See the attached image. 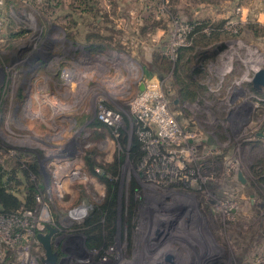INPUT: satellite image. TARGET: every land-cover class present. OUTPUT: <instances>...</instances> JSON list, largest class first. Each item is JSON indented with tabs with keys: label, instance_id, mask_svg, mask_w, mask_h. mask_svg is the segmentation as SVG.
<instances>
[{
	"label": "rangeland",
	"instance_id": "1",
	"mask_svg": "<svg viewBox=\"0 0 264 264\" xmlns=\"http://www.w3.org/2000/svg\"><path fill=\"white\" fill-rule=\"evenodd\" d=\"M89 2L100 10L96 16H90ZM241 5L251 8L253 3L7 0L0 42V166L5 172L17 169L20 183L13 187L21 199L30 182L20 165L37 164L43 182L50 183L59 234L54 244L62 252L56 264H154L166 249L180 255L179 264H264V183L249 168L251 141L264 128V105L252 106L245 81V70L264 68V36L262 27L242 22ZM112 15L130 18L121 23L128 37L112 25ZM201 16L239 21V34L219 38L232 44L223 57L221 53L204 64L193 57L189 64L207 70L204 82L217 88L214 98L206 92V101L183 103L176 70L162 78L172 113L191 133L195 154L189 165L203 169L202 180L190 177L192 184H186L178 168L179 152L173 161L165 159L164 166L161 158L148 157L138 166L131 159L136 122L130 104L137 95L133 82L142 76L136 70L123 91L112 88L117 68H122L112 67L118 63L112 57L127 54L137 41L150 45L154 38L149 33L158 27L166 30L160 45L164 51L175 21ZM88 30L109 35L103 44L110 48L89 54L83 47ZM231 62L236 73L233 79L223 78L221 71ZM178 99L181 106L174 103ZM100 103L120 113L117 132L94 125ZM211 149L216 153L208 156ZM117 159L122 160L118 174L103 177L102 169H114ZM92 162L98 174L92 172ZM237 172L245 185L237 181ZM110 183L116 184L114 220L94 222L96 207L107 202ZM78 210L85 212L83 217ZM32 253L42 264L45 251L34 247Z\"/></svg>",
	"mask_w": 264,
	"mask_h": 264
},
{
	"label": "built area",
	"instance_id": "2",
	"mask_svg": "<svg viewBox=\"0 0 264 264\" xmlns=\"http://www.w3.org/2000/svg\"><path fill=\"white\" fill-rule=\"evenodd\" d=\"M6 2L7 0H0V42L5 24ZM225 30L230 34H237L239 21L228 22ZM192 33L193 26L189 22L175 21L171 37L163 51L164 56L176 62L179 51L192 46ZM163 84L159 78L152 77L145 82L144 92L138 93L132 100L130 106L135 115L136 134L146 152L144 160H147L148 157L150 160L161 158L162 166H164L165 159L172 160L179 152L180 162L177 166L181 170L182 180L186 184H192L190 177L196 176L202 180L200 174V171L203 170L202 165H195L194 168L189 165L190 158L195 154L191 133L182 127L172 113L168 98L163 90ZM98 120L112 128L113 132H117L114 127H118L121 115L107 107L105 103H100ZM214 150L211 149L208 156L214 155L216 153ZM173 170L175 171V169ZM159 173L164 174L163 171H159ZM32 178L35 179V177ZM44 186L45 190H39L36 194L33 209L21 210L12 215L4 214L0 210V264H41L38 260L39 257L32 253L34 247H38L42 249V253L44 252L38 241V234H46L49 227H57L48 201L51 199V185L47 182L44 183ZM77 212L81 213L79 217L84 216L85 212L82 210ZM41 261L42 264H49L46 254L43 255Z\"/></svg>",
	"mask_w": 264,
	"mask_h": 264
},
{
	"label": "trees",
	"instance_id": "3",
	"mask_svg": "<svg viewBox=\"0 0 264 264\" xmlns=\"http://www.w3.org/2000/svg\"><path fill=\"white\" fill-rule=\"evenodd\" d=\"M90 3L91 6V14L90 16H96L97 13L99 14V9L97 8L96 4ZM7 4V2H6ZM86 12V10H83ZM84 17V16H83ZM89 18V17H87ZM193 26V44L189 48H183L179 51L178 59L174 62L164 57L163 66H161V70H164L168 73L171 69L176 70V85L179 88V95H181L182 100L194 102L198 99V96H201L205 91V86L199 83V79L201 77H206V73L204 72V68H193L189 66L192 62L193 57L194 59H198L201 63H206L207 61L216 59L218 54L223 53L226 50L225 46H220L218 48L217 55L213 56L210 52L209 48H212L218 41L219 38L223 35L230 34L229 32L225 31V26L228 23L227 20L223 21H212V20H193L189 22ZM250 23V27H251ZM258 25L259 27L263 28V36H264V26L253 23ZM90 26V25H89ZM255 26V25H253ZM75 27V26H74ZM241 30V29H240ZM239 34V33H238ZM107 36H103L99 34V32H91L86 37L85 40L90 46L96 47L99 44H102L105 40H107ZM218 47V46H216ZM216 54V53H215ZM190 56L189 58H187ZM9 59V58H8ZM112 108L111 105H108ZM94 125L96 127H101L110 130L113 132V129L107 126L106 124L102 123L98 119L95 121ZM121 134H124L121 131ZM125 145V141H123ZM146 156V152L143 150V144L140 141L139 137L135 133L133 145L131 148V159L133 160L134 164L138 166L140 163L143 162ZM124 159V158H123ZM22 162V161H20ZM114 169L106 168L102 169L101 175L103 177L108 178L110 177V173L115 175L118 174L119 168L121 167L122 160H116ZM23 164V163H22ZM95 162L89 163V166L94 174H98L96 171ZM117 167H119L117 169ZM14 169L13 172H5L3 168L0 166V210L7 215L16 214L21 210L26 209H33L35 206V197L39 190H45L44 182L41 179V174L39 171V167L37 164L33 163V165H25L19 166L20 173H23V176L27 179V182H30L25 188V196L24 200L21 199L18 195L14 193V183H20L16 180V174ZM98 170V169H97ZM32 177H35L33 179ZM259 180L264 183V177L258 176ZM116 184L110 183L109 184V197L107 202L103 206H98L95 209V218L93 219L94 222H98L100 219L104 217H108L110 221L114 220V216L116 214V200L117 194L115 191ZM49 205L53 214V203L51 199L48 200ZM89 248L94 250L96 246L94 244L89 243Z\"/></svg>",
	"mask_w": 264,
	"mask_h": 264
},
{
	"label": "crops",
	"instance_id": "4",
	"mask_svg": "<svg viewBox=\"0 0 264 264\" xmlns=\"http://www.w3.org/2000/svg\"><path fill=\"white\" fill-rule=\"evenodd\" d=\"M235 1L238 2V0H235ZM243 1L251 2V3H253V6H251V8H246L243 5L237 7L238 9H241V12H242L241 20H242V22L258 23V24L264 26V8L261 7V2L264 1V0H240L241 3H243ZM218 18H220V17H218ZM200 19H202V20H211V19H205L202 16L198 20H200ZM110 20L112 21V23H114V24L111 23L113 26H118V29L120 30V33H124V36L128 37L126 31L123 29L124 28L123 25L121 24L123 22V20H124L123 18H118L117 16L112 15V16H110ZM129 20H130V18L128 20H124V21H129ZM131 20H132V18H131ZM111 21H109V22H111ZM213 21H215V20H213ZM108 28L106 30H104V31L105 32L109 31L110 28L109 29ZM119 30H116V28H115L113 31H118L119 32ZM91 32H95V31H89L88 30L86 35H85V37ZM165 32H166V30H165L164 27L155 28V30H153V31H151L149 33V34H152V36L154 38L153 42L150 43V45H143L141 42H138L136 40L137 42H134V43H136V44H134L135 46L133 47V44H132V46L128 47L127 51H125V53H127V54H123V56H121V57L120 56L112 57V60H115V61L118 62L116 65H113L112 67L115 68V66H118V67L122 66V68H117L116 77L114 79H112V85H113L112 88H114V89H118L119 88V91H120V88H121L122 91H123L124 87H125V85L127 83L129 75L135 73L136 70H137L136 73L141 74V76H142V79L133 82L134 85H135V89H136L137 94L140 93L141 85H145V82L147 80L151 79L152 77L159 78L160 80H162L163 83L165 82L162 78H165L166 75H168V73H166L164 70L160 69L161 66H163V63H164V60H165V58H164L165 56L161 54V52L163 51V47L160 46L162 44V42H163L162 41L163 37L166 35ZM99 34L103 35L102 33H99ZM103 36H107L108 37L109 35H103ZM85 37L83 39V43H84L83 47L87 50V52L89 54L92 51H94V50H98V49L102 50V49H105V48L106 49L110 48L109 46H107V45H105L103 43L97 45L96 47H92V46H90V44H88L86 42ZM108 38L110 39L111 37L109 36ZM127 39H125V40H127ZM75 44H76V42H75ZM231 45H232L231 41H229L226 38L223 39L222 41L219 40L216 43V45H215V47L216 46H218V47L215 48L213 51H211V53H212L213 56L217 55V53H218L217 51H218V48L220 46H225L226 47L225 51H227V50L229 51V49H231ZM223 53H222V57L224 55ZM219 56H220V54H218L216 56V59H218ZM219 62H221V61H219ZM131 63L133 64V68L131 66ZM128 64H130L131 68H130V66H128ZM234 70H235V66L232 64V62H231V65L227 64L225 70L221 71L222 77L224 78V77H228L229 76V77H231L233 79V75L236 73ZM240 70L243 71V67L241 68V66H240ZM204 72L206 73V77H208V75H207L208 73H207L206 69L204 70ZM254 72H255L254 70H253V72H250L249 69L245 70V74H246L245 81L247 82V86H248L249 91H250L251 99L253 100V102H251L252 106H254L255 108L261 109V106L264 105V100H263L264 99V90L256 91L255 89H253V87H252V85L250 83V80H251ZM206 77H204V78L201 77L199 79L200 80L199 83L201 85L205 86L204 93L210 92V95H207V97L214 98L215 94H213V93L217 92V88L215 86L209 88L208 87L209 83L208 82H204L207 79ZM128 82H130V81H128ZM219 84L220 83H218L217 85H219ZM178 92H179V88H178ZM179 96H180V99H182L181 95H179ZM201 98L204 99L202 101H206L207 100V98L202 97V95L198 96V99H201ZM180 99L175 100V102H174L175 105H180L181 106V100ZM183 103H186V101H184ZM255 137L256 138L252 139L253 141H251L252 142V146H254V148L250 152V157H251L252 161L250 162L251 164H250L249 168H251L252 171L254 170V173H255V175L257 177L258 176L264 177V151H263V148H262V147H264V128L261 131H258L256 133ZM260 146H261L262 149H259ZM239 174L240 173L237 172V177H238L237 181H239V183H241L242 185H245L246 182H242L240 180Z\"/></svg>",
	"mask_w": 264,
	"mask_h": 264
},
{
	"label": "water",
	"instance_id": "5",
	"mask_svg": "<svg viewBox=\"0 0 264 264\" xmlns=\"http://www.w3.org/2000/svg\"><path fill=\"white\" fill-rule=\"evenodd\" d=\"M250 83L256 91L264 90V68L258 69L254 72ZM145 85H141L140 93L144 92ZM242 182H245L242 174H239ZM58 235V230L52 227L48 228V233L38 234V241L41 243L47 258V263L51 264L52 259L56 257L54 240ZM181 261L180 255L173 249H166L162 251L156 258L154 264H179ZM12 264V263H10Z\"/></svg>",
	"mask_w": 264,
	"mask_h": 264
},
{
	"label": "flooded vegetation",
	"instance_id": "6",
	"mask_svg": "<svg viewBox=\"0 0 264 264\" xmlns=\"http://www.w3.org/2000/svg\"><path fill=\"white\" fill-rule=\"evenodd\" d=\"M55 252L57 253L56 257L52 259V264H56V261H58V257L59 255H62V252L59 250V246L56 245V247L54 248Z\"/></svg>",
	"mask_w": 264,
	"mask_h": 264
}]
</instances>
